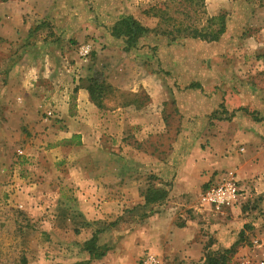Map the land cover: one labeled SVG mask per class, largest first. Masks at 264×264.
<instances>
[{"label":"rangeland","instance_id":"374dc122","mask_svg":"<svg viewBox=\"0 0 264 264\" xmlns=\"http://www.w3.org/2000/svg\"><path fill=\"white\" fill-rule=\"evenodd\" d=\"M27 2L31 0H0V264H70L86 260L81 259L83 254L87 255L82 244L90 232L78 234L69 220L62 219L65 209L59 207L60 198L63 196L65 203L76 199L77 190L86 179L80 176L76 164H86L87 160L86 166L93 171L88 180L119 183L117 175L107 180L101 178V169L109 167L115 172L116 157L123 156V147L116 139L108 145L104 138L107 134V142L115 138L117 129L113 128L124 117L126 138L135 142L133 105L150 104L149 92L157 94L156 101L151 103L157 109L166 106L173 111L180 102L197 114L217 103V107L221 106L217 118L225 120H230L232 114L231 110L222 113L226 106L242 110L239 122L243 127L235 134L227 124L219 133L227 138L237 137L239 153H244L248 145L256 146L253 141L244 140L247 132L264 145V114L257 109L263 97L259 93L258 99L250 95L252 89L264 91V0H83L95 12L110 11L102 19L93 15L86 22L79 15L69 14L67 9L75 0L56 3L63 10L53 18L26 13ZM235 11L242 16L235 18ZM155 12L158 13L154 15ZM219 14H225L233 29L220 41L230 47L212 61L208 58L215 49L213 43L193 38L189 31L182 35L174 33L173 36L178 35L176 39L163 33L179 24L202 29ZM123 15L133 16L149 28L131 47H127L124 36L111 32ZM99 24L106 25L108 30L96 27ZM65 27L72 29L68 32ZM76 27L79 29L75 32ZM87 45L91 49L83 54ZM175 58L178 63H173ZM181 59L187 67L179 63ZM63 64L73 69L68 77L62 75L66 69ZM97 70L114 86L103 107L91 101L92 108L77 106V111H72L77 99L76 81L87 84V78ZM189 72L198 79L186 74ZM196 83L201 85L194 87ZM215 88L217 99L204 97ZM220 91L225 94L222 96ZM244 94L253 105L243 104ZM128 105V109H117ZM66 110L87 120L90 136L85 143H77L74 135H65L62 115ZM169 116L173 130L158 138L160 156L169 152L172 143L181 146L182 128L177 127L182 121L173 113ZM194 131L202 137L205 132ZM86 156L91 157L86 160ZM127 156H133V152ZM135 168L133 163H127V171L133 172ZM142 184L162 190L167 182L147 173ZM240 185L243 187L241 180ZM200 194H192L190 202L197 203ZM251 198L242 202L247 211L261 206L264 191ZM96 207L102 211L99 205ZM257 227H261L259 232L252 223L239 227L237 242L230 246L234 253L228 255L226 264H262L264 217ZM255 239L259 242L255 243ZM203 262L204 259L196 264Z\"/></svg>","mask_w":264,"mask_h":264},{"label":"crops","instance_id":"0c3cea01","mask_svg":"<svg viewBox=\"0 0 264 264\" xmlns=\"http://www.w3.org/2000/svg\"><path fill=\"white\" fill-rule=\"evenodd\" d=\"M59 1L31 0L26 3L25 11L39 17L53 18L57 12L63 10L56 6ZM70 8L67 9L70 15H79L84 21L93 18V15H99V18L102 19L110 13V11H106L105 14L102 11L95 12L91 8H87L83 0H75ZM233 13L235 18L242 16L238 11ZM232 15L231 17H233ZM229 22L230 20L227 18V29L224 34H228L233 29V27H229ZM102 25L99 24L96 27L107 28L106 25ZM65 29L69 32L72 28L65 27ZM78 29L76 27L74 31L76 32ZM223 35L220 40L211 42L215 49L211 53L212 57L209 56V60L212 61L217 55L222 56L230 47L220 43ZM173 61V63H178L179 60L175 58ZM63 63L67 62L63 61ZM179 63L188 66L184 59H181ZM63 65L66 69L62 71V75L65 74L68 77L72 68H69L68 64ZM87 70L92 71L91 69ZM186 74L194 77L191 76L193 72ZM73 82L75 83V80ZM202 84L204 83L202 82ZM66 89V96H68L69 90ZM254 91L257 92L254 94ZM64 92L61 93V96ZM250 92L252 93L250 95L257 99L259 98L258 93L263 97V99H259L260 106L258 105L257 109L264 114V91L252 89ZM149 93L152 98L151 103L156 101L157 94ZM220 93L222 96L225 94L222 91ZM75 94L77 99L72 111H77V106L81 109L93 107L89 91L82 82L76 81ZM209 96L217 99V88L204 97L208 98ZM242 99L244 100L243 104L253 105L249 99H246L245 94ZM151 103L142 107L133 105V118L135 119L133 123H136L133 128L134 143H130L126 138L127 122L124 117L121 121L116 119L120 121L117 128L111 126V131L117 129V134L113 135L115 138H110L112 140L108 142L110 134L105 136L107 139L104 138V142L108 145H111L116 139L119 147L120 145L123 147L120 149L123 156L116 157L118 169L115 172L109 167L102 168L101 178L107 180L109 177L117 175L120 177L119 183L111 184L110 180L105 183L104 181L94 183L92 180H88L93 177V171L91 166L87 167L89 162L87 159H90L91 156H86V164H76L80 167L77 169L80 176L86 178L83 180L84 184L77 190L76 199L65 203V198L63 196L60 198L59 207L65 209L63 218L62 215L60 217L63 220H69L72 227H79L78 234L86 235L89 230L90 236L85 237L83 239L85 241L96 232L98 244L106 248L102 257L92 259L89 264H140L149 253L159 256L163 260V264H196L202 262L208 253L228 248L236 243L238 229L241 225L243 227L247 223H252L256 225L257 232L261 230V227L257 226L264 217L262 214L264 200L261 204L263 209L259 205L256 210L251 208V211H247L246 207L243 208L245 205L240 203L224 208L221 212L207 207H199V199L195 204L190 202L192 194L201 193L216 180L221 172L227 169L236 170L239 179L243 182L247 198L253 199L251 196L255 193L264 191V145L259 144L260 140L252 137L251 133V136H248L247 132L243 136L244 140L253 141L257 147L248 145L247 148H244V153H239L235 144L238 138L221 136L223 133L218 131L228 124L236 134V130L243 127L239 122L242 110L226 106L222 113L231 110L232 114H230V120H225L219 116L217 118V110L221 109V106L217 107V103L212 107L207 106L204 112H197V114L190 112V108L180 102L173 109L174 112L166 106L157 109ZM248 104L243 107H247ZM128 107L129 105L119 106L117 109L125 110ZM170 113L177 116L178 121H182V125L177 127V129L182 128L181 146L179 144V147H176L172 143L169 152H165V156H160L159 153L162 152V149L158 146V138L167 135L170 129L173 130ZM62 117L65 119L66 126L63 130L67 137L74 135L79 144L88 141L90 132H88L89 127L86 124V119L84 122L80 117L77 118L75 115L69 114L67 110L63 112ZM261 117L264 119V115ZM251 119L253 120V118ZM121 123L123 125L120 127ZM196 129H204L203 137L194 131ZM70 143H72L71 140ZM130 152H133V156H127ZM108 157L110 158V156ZM127 163L129 165L133 163L136 166L135 171H127ZM138 167L139 169H137ZM147 173L160 176L167 182L164 190L162 189V192L166 191L164 197L147 199V192L155 193L157 191L156 187L143 186L142 181ZM98 205L102 211L96 207ZM81 257H83L81 259H89L90 255L87 253Z\"/></svg>","mask_w":264,"mask_h":264},{"label":"trees","instance_id":"16d2710c","mask_svg":"<svg viewBox=\"0 0 264 264\" xmlns=\"http://www.w3.org/2000/svg\"><path fill=\"white\" fill-rule=\"evenodd\" d=\"M158 12H155L156 15ZM214 23L216 26H214ZM189 29V30H188ZM227 29V19L225 14H219L209 19V25L204 26L202 29L199 28H189V26H182V24L174 26L173 29L163 30V33L173 39H176L178 35H182L185 31H189V35L193 38H201L202 40L212 42L218 41L222 35L226 32ZM149 31V28L141 24L133 16L127 15L122 17L114 26L111 28V32L115 36H124L127 41V47L134 46L137 40L144 34ZM174 33H177V36H173ZM87 90L89 91L91 100L98 106L103 107L104 100L110 89L114 86L112 83L106 80L102 73L98 70L93 75L87 78V84H84ZM194 87L200 86V84H193ZM134 103V102H133ZM127 105V104H126ZM136 107H142L139 104H135ZM157 190V189H156ZM166 191L157 190L155 193L147 192V199L151 200L153 197L158 199L164 197ZM75 232H80V228L76 227ZM234 248V247H233ZM224 248L222 250L208 253L203 264H226L228 255L234 253V249ZM82 249L84 252L90 255L89 259L83 261H77L70 264H89L92 259L100 258L105 254V247L98 244V235L95 232L94 235L87 239L82 244Z\"/></svg>","mask_w":264,"mask_h":264},{"label":"built area","instance_id":"2783aa9c","mask_svg":"<svg viewBox=\"0 0 264 264\" xmlns=\"http://www.w3.org/2000/svg\"><path fill=\"white\" fill-rule=\"evenodd\" d=\"M91 47L85 46L82 53L88 54ZM247 196L245 190L240 185V179L236 170L227 169L221 172L216 180L202 190L198 205L211 210L221 212L224 208L232 207L242 203ZM255 243L259 240L255 239ZM140 264H163V260L156 254H147ZM264 264V261H262Z\"/></svg>","mask_w":264,"mask_h":264}]
</instances>
